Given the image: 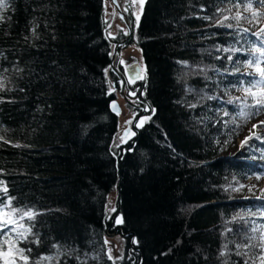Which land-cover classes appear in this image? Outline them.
Returning <instances> with one entry per match:
<instances>
[{
	"label": "trees",
	"instance_id": "trees-1",
	"mask_svg": "<svg viewBox=\"0 0 264 264\" xmlns=\"http://www.w3.org/2000/svg\"><path fill=\"white\" fill-rule=\"evenodd\" d=\"M104 2L0 7V207L29 225V263L58 249H100L116 233L124 253L102 264H251L264 255V198L236 200L230 188L263 166L220 154L235 117L255 104L216 90L251 93L257 82L248 70L262 63L264 37L223 9L252 1H146L135 38L143 77L127 93L145 124L128 152L116 144L110 108L116 74ZM247 148L246 157H263L261 139ZM61 264L89 263L74 254Z\"/></svg>",
	"mask_w": 264,
	"mask_h": 264
},
{
	"label": "rangeland",
	"instance_id": "rangeland-1",
	"mask_svg": "<svg viewBox=\"0 0 264 264\" xmlns=\"http://www.w3.org/2000/svg\"><path fill=\"white\" fill-rule=\"evenodd\" d=\"M146 1L147 0H118L123 11L132 12L135 30L140 22ZM251 1L252 6L248 9L241 6L225 7L223 9L229 12V17L231 18H242L244 26L264 37V0ZM104 20L108 25V34L112 39L119 37L122 33H128L126 23L121 15L115 10L112 0H105L104 2ZM262 49L260 57L262 63L258 67L259 69H264V45ZM128 54H132L134 58L139 60L144 70L142 49L137 43L131 44L121 53L118 51V60L124 68H126V62L122 56H127ZM119 56H121V58H119ZM258 68L257 70H248V72L251 71L250 73L256 75L257 81L252 85L251 93H249L243 85L235 88L229 87L227 95L226 91L221 87H217L216 90L221 98L228 97L235 101L241 97L248 99L252 97L254 100L253 103L255 104L254 109L251 110L252 112L248 114L249 116L247 118L246 116L235 117L237 122V125L233 127L235 135L229 140V142L225 141L223 143V147L225 148L220 154V156L230 157L234 160L253 161L255 164H259L257 166H261V168L263 166V171L261 170L260 173L242 180L241 183L235 186H231V198L236 200H252L258 197L264 198V154H262L263 157L260 158L245 156L246 151H248L247 141L258 138L261 139L262 144H264V124H261V122L264 121V107L256 106L257 100L264 104V76L261 75ZM240 71L247 72L245 69H241ZM119 101L123 107V113L118 116L119 134L116 139V144L120 145L124 143L121 133L125 127V120L135 111L129 107V105H125L126 103L122 99ZM217 112L220 113L221 116H232L229 110H218ZM143 119H145L144 116ZM254 125H257V127H253ZM113 196H115V194H113ZM113 196L111 197V201L112 207L115 208L113 200H115L116 197ZM235 214H239V212H233V215ZM0 226L2 229L1 236H5L4 245L0 248V264H30L26 249L23 245V241L30 233L29 225L17 219L15 214L6 211L4 208H0ZM125 242L126 240L123 236L109 233L106 245L100 249L91 250L82 255L75 253L70 248L62 250L58 249V251H55L54 253L42 255L36 264H61L62 258L71 257L74 254L78 255L82 261L89 264H102L108 258L117 259L121 257L124 253ZM24 257H27V259L25 260ZM262 260H264V255L257 256L251 261V264H262Z\"/></svg>",
	"mask_w": 264,
	"mask_h": 264
},
{
	"label": "flooded vegetation",
	"instance_id": "flooded-vegetation-1",
	"mask_svg": "<svg viewBox=\"0 0 264 264\" xmlns=\"http://www.w3.org/2000/svg\"><path fill=\"white\" fill-rule=\"evenodd\" d=\"M126 26L128 29V33L127 34L122 33L119 35V37L115 38V39H118V42H120V48H119L120 53L123 52L131 44L135 43V30H134L133 19L132 20L129 19V26L127 24ZM124 39L125 41L122 42ZM119 58H121V56H119ZM122 58L126 62V68H124V66L119 62L117 55H116L114 65H112V69L114 73L116 74V77L113 80V85H112L113 91L112 92L114 93V99L115 98L118 100L122 99L126 103L125 105L127 106L129 105V107H131L135 111L131 116L127 117L125 120L124 129L127 128V132L131 136V139L127 142L128 144H130L140 135V131H141V128L145 124V120L143 119L144 115H142V113L140 112L139 105L135 103L130 98V96L127 94L128 88L133 87L137 80L131 81L127 75L126 69H127V65L136 58H134L132 54H128L127 56H122ZM115 82H116V87H115ZM121 94H125L128 99H125L124 97H122Z\"/></svg>",
	"mask_w": 264,
	"mask_h": 264
},
{
	"label": "water",
	"instance_id": "water-1",
	"mask_svg": "<svg viewBox=\"0 0 264 264\" xmlns=\"http://www.w3.org/2000/svg\"><path fill=\"white\" fill-rule=\"evenodd\" d=\"M112 2H113V6H114L115 10L122 16V18L124 19L126 24L129 26L128 16L122 10V7L120 6L118 0H112ZM117 46H118V44H117ZM116 55H117V48L115 47V49L113 51V55H112L111 65H114V62H115V59H116ZM126 72H127V75H128V77H129V79L131 81H136V80L141 79L143 77V67H142L140 61L137 60V59H134L131 63H129L127 65ZM115 87H116V82H115ZM121 95L125 99H128L125 94H121ZM110 108H111L112 112H114L118 116L123 113V107H122L120 101L118 99H116V98L111 101ZM140 124H142V123H140ZM121 136H122V139H123L124 143H127L131 139V136L127 132V128L123 129V131L121 133ZM130 146H131V144H129L127 146V152L129 150ZM115 220H116V217L113 219V222H112L111 225H114ZM118 231L123 233L121 227H118L116 229V232H118ZM114 234H116V233H114ZM123 235L128 236L129 234L123 233ZM133 235L134 234H132V236ZM132 239H133V237H132Z\"/></svg>",
	"mask_w": 264,
	"mask_h": 264
},
{
	"label": "snow or ice",
	"instance_id": "snow-or-ice-1",
	"mask_svg": "<svg viewBox=\"0 0 264 264\" xmlns=\"http://www.w3.org/2000/svg\"><path fill=\"white\" fill-rule=\"evenodd\" d=\"M0 7H7L6 0H0ZM0 19H2V17H0ZM258 71H260L261 75L264 76V69H259L258 68ZM0 87H2V85H0ZM256 106L264 107V104H262L261 101L257 100L256 101ZM129 123H130V121H129ZM261 124H264V121H262ZM253 127H257V125H254ZM3 190L5 192H7V188H4ZM25 215H27V216H29L31 218L33 214L31 212H28V213H25ZM24 259L26 260L27 257H24ZM245 264H247V262H245ZM262 264H264V260H262Z\"/></svg>",
	"mask_w": 264,
	"mask_h": 264
},
{
	"label": "bare ground",
	"instance_id": "bare-ground-1",
	"mask_svg": "<svg viewBox=\"0 0 264 264\" xmlns=\"http://www.w3.org/2000/svg\"><path fill=\"white\" fill-rule=\"evenodd\" d=\"M127 12H129V11H127ZM131 14H132V12H131ZM133 16V15H132ZM139 24V23H138ZM138 27V26H137ZM134 30H135V25H134ZM137 32V29L135 30V33ZM129 37V36H128ZM125 41V39L122 41V42H124ZM112 45H113V51H114V49H115V47L117 48V53H118V51H119V48H120V42H118V39H115V38H113L112 39ZM117 44H118V46H117ZM116 231V230H115Z\"/></svg>",
	"mask_w": 264,
	"mask_h": 264
}]
</instances>
